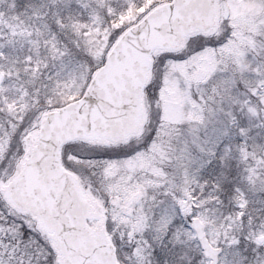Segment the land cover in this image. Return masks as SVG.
<instances>
[{"label":"snow or ice","instance_id":"obj_1","mask_svg":"<svg viewBox=\"0 0 264 264\" xmlns=\"http://www.w3.org/2000/svg\"><path fill=\"white\" fill-rule=\"evenodd\" d=\"M0 264H264V0H0Z\"/></svg>","mask_w":264,"mask_h":264}]
</instances>
